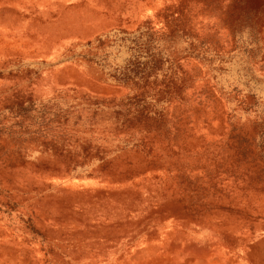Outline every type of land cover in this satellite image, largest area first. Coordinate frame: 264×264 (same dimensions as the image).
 <instances>
[{"label":"rangeland","instance_id":"rangeland-1","mask_svg":"<svg viewBox=\"0 0 264 264\" xmlns=\"http://www.w3.org/2000/svg\"><path fill=\"white\" fill-rule=\"evenodd\" d=\"M262 6L0 0V264H264Z\"/></svg>","mask_w":264,"mask_h":264},{"label":"crops","instance_id":"crops-1","mask_svg":"<svg viewBox=\"0 0 264 264\" xmlns=\"http://www.w3.org/2000/svg\"><path fill=\"white\" fill-rule=\"evenodd\" d=\"M262 8V9H261ZM255 11H258V12H260V13H258V20H257V22H256V24H251L252 26H257V28H252V27H250L249 29H246L245 30V27H244V25H241L240 26V28H239V30H235V31H238V32H241V31H244L245 30V32H249V31H252V30H254V29H263L264 28V24L262 25V23H263V20H264V6H262V7H260V8H258V9H255ZM257 13H255V15H256ZM209 25V24H208ZM210 27H213V26H210ZM221 30H224V29H221ZM215 31H218V30H215ZM225 31V30H224ZM231 33L233 32L234 33V30H229ZM217 40H221V38L220 37H218V39ZM76 182V181H75ZM74 186V185H73ZM111 203H132L131 202V200H125V199H121V198H119V197H117L116 196V194H115V190H114V187H113V184H111ZM219 203H222V201L221 202H219ZM223 203H225V202H223Z\"/></svg>","mask_w":264,"mask_h":264}]
</instances>
